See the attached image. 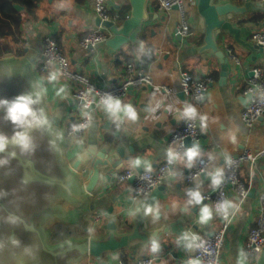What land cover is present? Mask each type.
Segmentation results:
<instances>
[{
    "label": "crops",
    "instance_id": "obj_1",
    "mask_svg": "<svg viewBox=\"0 0 264 264\" xmlns=\"http://www.w3.org/2000/svg\"><path fill=\"white\" fill-rule=\"evenodd\" d=\"M159 1L149 0L148 19L137 42L127 44L112 55L106 43L93 52L86 50L81 44L87 35L97 30L104 31L109 36L108 31L94 24L97 16L92 0H42L35 16L28 15L24 7L21 11L18 41L10 38L0 41V61L4 59L5 52H12L16 59L28 58L25 65L32 71L45 111L55 124L69 164L79 154L77 148L80 145L95 142L118 129L123 135L127 130L133 132L129 137V145L135 147V154L130 161H124L120 171L113 172L112 175L116 178L121 171H137L139 167L142 171L154 169L174 158L175 150L170 145L172 134L181 129L188 119H199L200 142L187 149L170 168V175L162 185L165 190L145 217L151 229L161 223L158 215L162 216L164 222L171 224L181 221L185 237L171 234L162 238L155 248L143 246L136 253L125 250L120 253L118 260L112 259L110 255L104 256L100 261L87 257L80 264H118L120 260L130 263L142 256H155V264H189L188 257L194 255V233L210 237L221 227L222 220L213 212L211 203L202 200L203 196L215 190L218 182L208 174L188 182L187 174L195 166L208 160H212L209 173L220 174L228 155H235L246 149L258 151L264 148V116L251 127L244 125L241 120V112L250 100L245 91L251 70L260 66L264 72V53H253L235 42L232 36L222 33L217 41L218 46L226 52L231 50L240 59V63L236 64L228 57V76L226 82L221 84V66L218 60L210 53L198 52L204 45V36L197 30L199 18L195 0H186L191 34L187 38H181V42L176 38L180 22L179 11L174 9L167 14L161 13L158 10ZM107 2L112 15L119 16L122 11L125 19L130 16L131 6L128 0ZM244 2L224 0V3L236 6H242ZM234 24L241 28H251V32L242 35V39L254 43L253 33H264V12L249 10L245 15L236 16ZM48 36L55 39L68 57L72 70L85 75L100 87L109 88L121 83L126 78V67L133 64L146 69L156 86L171 87L174 95L169 97L164 92L149 87L131 90L116 107L118 114L113 120L111 132L108 130V115L112 107H98L91 111L92 122L85 134L81 137L70 135L69 130L77 120L74 85L63 80L54 67L47 73L40 70L44 41ZM19 51L22 52L20 56L17 54ZM184 72L196 79L213 80L201 102L181 99L180 79ZM144 116L148 117L143 119ZM189 151L196 153L191 159L188 157ZM239 173L248 186L249 193L243 201L229 195V204L235 216L226 237L221 264H253L257 259L246 253V241L250 230L256 227L259 216V202L264 193V161L255 166H243ZM132 188L130 180L122 184H117L114 180L101 187L88 202L84 212L69 208L72 223L57 224L54 227H70L71 235L56 243L52 233V244L65 243L71 239L103 238L107 235L105 226L112 221L119 232H130L134 218L147 207L146 203L150 199L133 203ZM195 194H199L198 201ZM205 208L209 211L207 218L203 213ZM98 214L105 215L101 225L94 222V217ZM181 228L176 227L179 232L182 231ZM166 244L169 246L167 250L164 249Z\"/></svg>",
    "mask_w": 264,
    "mask_h": 264
},
{
    "label": "water",
    "instance_id": "obj_2",
    "mask_svg": "<svg viewBox=\"0 0 264 264\" xmlns=\"http://www.w3.org/2000/svg\"><path fill=\"white\" fill-rule=\"evenodd\" d=\"M128 1L131 12L123 21L114 23L98 17L94 21L97 27L108 31L106 46L111 55L127 44H135L148 19L149 0ZM14 8L18 12L25 9L18 4H14ZM195 8L199 18L197 30L204 36V45L198 52L210 53L218 60L221 84L226 82L229 71L228 53L217 42L222 33L232 36L235 42L253 53H264L261 45L242 39L251 28L234 24L236 16L245 15L249 10L264 12V2L249 0L236 6L224 0H195ZM176 38L181 42L178 31ZM27 59H16L12 52H5L0 61V138L4 144L0 149V264H80L84 258L100 261L106 255L118 260L122 251L136 253L143 246L154 247L171 234L184 238L181 221L171 224L158 215L161 223L149 228L145 218L147 209L154 206L165 190L160 186L150 195L147 207L134 218L130 232H119L112 221L105 226L107 235L103 238L71 239L52 244V228L72 223L68 209L84 212L101 187L115 180L112 173L120 171L124 161L134 156L135 147L129 145L133 132L127 130L123 135L115 129L109 136L82 144L77 148L79 154L69 164L55 124L45 111L32 71L25 65ZM20 97L31 101L30 113L22 121L14 122L8 110ZM181 99L186 101L183 93ZM94 109L92 106L89 112ZM117 114V108L112 107L108 115L110 132ZM19 136L26 138L27 146L18 142ZM185 144L187 149L196 145L189 138ZM137 172L141 173L142 168ZM206 176L207 173L202 175ZM134 181L132 177L130 182ZM168 248L166 244L164 249ZM195 264L201 261L196 260ZM253 264H264V249Z\"/></svg>",
    "mask_w": 264,
    "mask_h": 264
},
{
    "label": "built area",
    "instance_id": "obj_3",
    "mask_svg": "<svg viewBox=\"0 0 264 264\" xmlns=\"http://www.w3.org/2000/svg\"><path fill=\"white\" fill-rule=\"evenodd\" d=\"M95 14L102 21L120 22L118 15H112L107 0H92ZM249 1V0H244ZM264 2V0H259ZM186 0H160L158 10L161 13H169L175 8L180 13V22L177 28L178 34L182 38H187L191 34V27L185 6ZM109 36L97 30L87 35L82 40V46L86 50L93 52L99 46L105 44ZM254 43L264 47V33L255 32L252 35ZM228 57L234 63L239 64L240 59L231 51L227 50ZM56 68L58 75L65 81L74 85V99L76 102L77 120L69 130L70 135L83 136L91 125L92 116L90 108L103 107L110 108L109 105L118 104L125 98L131 90L149 87L164 92L167 96L174 95V90L169 86H156L152 76L142 67H135L129 64L126 67V78L109 88H103L94 83L85 75L72 70L68 57L64 54L60 46L52 36H48L44 41L42 51V61L40 70L47 73L51 68ZM213 80L196 79L189 73H182L180 79V91L184 96L193 102H201ZM245 94L250 96L249 103L241 112V120L244 125L251 127L255 122L264 116V72L260 66H255L251 70V77ZM191 139L198 144L200 142V123L198 118H190L185 125L172 134L170 145L175 150L172 160L162 163L154 169H144L138 173L134 169L121 171L115 178L117 184L128 182L135 177L131 192V201L139 203L146 200L150 195L162 186L170 175V168L186 152V139ZM264 161V148L258 151L243 150L238 154L228 155L223 164L220 174L209 173L212 160L205 161L195 166L186 176L188 182L200 179L204 173L210 175L212 179L218 181L215 190L202 197L212 205L213 212L222 220V225L212 236L205 237L199 233L193 235L194 255L188 257L189 264H195L200 260L201 264H221V255L225 247L226 237L234 219L235 213L229 204V195L245 200L249 193L248 186L242 181L239 170L246 165L255 166L258 162ZM105 215L98 214L94 217V222L101 225ZM264 249V193L259 202V216L256 227L251 229L246 241V253L254 258H258ZM155 256H142L133 262L120 260L118 264H155Z\"/></svg>",
    "mask_w": 264,
    "mask_h": 264
},
{
    "label": "trees",
    "instance_id": "obj_4",
    "mask_svg": "<svg viewBox=\"0 0 264 264\" xmlns=\"http://www.w3.org/2000/svg\"><path fill=\"white\" fill-rule=\"evenodd\" d=\"M41 2L42 0H0V41L2 39L10 38L16 42L19 39L20 25L22 23V12H18L14 8V4L25 7L28 15L35 16L38 6ZM126 10L127 9L125 8V11ZM119 19L120 21L125 19L124 13H122V11L119 14ZM17 54L20 56L22 52L19 51ZM71 232L72 229L70 227L56 226L52 231L53 241L56 243L64 241L70 237Z\"/></svg>",
    "mask_w": 264,
    "mask_h": 264
},
{
    "label": "clouds",
    "instance_id": "obj_5",
    "mask_svg": "<svg viewBox=\"0 0 264 264\" xmlns=\"http://www.w3.org/2000/svg\"><path fill=\"white\" fill-rule=\"evenodd\" d=\"M31 103L30 100L24 97H20L19 100L11 105V107L8 110L9 117L11 118L12 121H22L24 117H26L30 113V108L29 104ZM109 107H118V104L112 105L110 104ZM129 112L131 114V110L129 109ZM18 142L24 144L27 146L26 143V138L24 136H19L18 137ZM4 144L2 141V138H0V149H3ZM196 153L194 151H189L188 152V157L191 159L193 156H195ZM139 163V161H137ZM218 182V181H217ZM195 198L197 201L200 199L199 194H195ZM147 211H151V209H147ZM204 217L207 218L209 215V211L207 208L203 210ZM155 248V245H154Z\"/></svg>",
    "mask_w": 264,
    "mask_h": 264
},
{
    "label": "rangeland",
    "instance_id": "obj_6",
    "mask_svg": "<svg viewBox=\"0 0 264 264\" xmlns=\"http://www.w3.org/2000/svg\"><path fill=\"white\" fill-rule=\"evenodd\" d=\"M185 6H186V8H188V5L186 4V2H185ZM187 10V9H186ZM187 16H188V18L190 17V13H188L187 12ZM100 232V231H99Z\"/></svg>",
    "mask_w": 264,
    "mask_h": 264
}]
</instances>
